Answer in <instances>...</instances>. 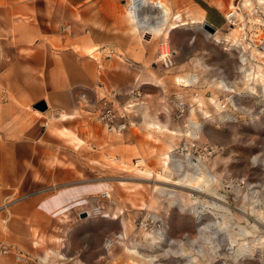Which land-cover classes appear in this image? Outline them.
I'll return each mask as SVG.
<instances>
[{
    "label": "rangeland",
    "instance_id": "1",
    "mask_svg": "<svg viewBox=\"0 0 264 264\" xmlns=\"http://www.w3.org/2000/svg\"><path fill=\"white\" fill-rule=\"evenodd\" d=\"M130 1L112 0V3L125 12ZM170 1L179 12L172 14L170 23L178 24L172 32L153 36L149 30L140 28L131 34V26L124 25V39H114L112 44L117 46L105 52L107 55L112 51L127 53V47L143 53L148 50L152 56L145 61L138 60L135 55L129 56L141 62L148 71L139 87L143 81L150 85L140 87L129 98L112 93L104 86L97 88L94 100L78 99L81 113L90 123H94L95 117L100 122L99 116L107 110L113 111L118 119L125 107L135 112L133 119L127 112L128 127L115 131L103 121L100 122L103 127L96 124L97 133H105L103 138L108 142L97 141L98 148L94 151L88 146V140L86 149H81L85 152L76 155L75 169L81 172L70 179L74 180L69 181L72 183L44 182L43 187L34 192L6 198L0 211H10L13 217L19 212L22 221L18 229L21 224H31L30 244L36 248L29 251L20 242L0 236L4 245L21 246L37 257L49 248L60 250L64 255L60 241L65 239L69 241L66 257L80 251L83 259L92 260V254L112 250V256L104 257L102 264H139L138 259L130 257L127 248L138 249L153 264H264V85L252 81L257 92L249 91L248 78L244 76L245 70L255 74L257 66L264 68V10L255 9L250 16L245 14L246 26L239 19L236 27H230L225 20V27L211 34L203 27L207 22L203 17L182 13L186 9L185 0ZM160 2L167 3L166 0ZM226 2L229 7L234 3V10L240 12L241 0ZM142 12L141 17L153 25L161 18L156 9L145 7ZM211 19L216 25L222 24V18L217 15H212ZM251 19L261 22L252 24ZM235 28L244 30L231 36ZM166 43L170 56L162 59ZM94 57L100 59L101 55L98 53ZM187 75L196 81L188 86L175 81L176 76ZM219 81L230 85L234 92L220 87ZM212 100L219 104L218 111L211 104ZM224 103L227 104L225 111L221 108ZM89 106L93 108L92 115L88 113ZM156 120L167 124L174 134L154 132L153 138L147 137L149 125ZM196 125H202L200 134L189 136ZM113 131L118 136L111 134ZM167 146L173 149L172 159L184 166V170L179 171L171 161L169 184L157 177L163 172ZM140 158L145 163L139 164ZM111 159L120 168H111ZM198 164L203 165L200 173L207 174L214 182L215 196L225 202L213 195L197 194L172 184L187 174L191 178L198 171ZM98 182L111 183L115 197L107 200L99 193L86 195L76 206L67 208L65 215L46 216L49 222L42 212L36 214L37 208L33 214L29 206L31 201L38 206L58 190ZM103 205L124 209L125 219L131 225L127 239L123 236L122 221L106 216L107 207L105 211ZM83 208L99 212L89 216ZM85 213L87 216L83 217ZM3 226L0 223V232ZM242 228L250 233L243 236ZM228 231L236 235L237 242L232 243ZM42 237L46 242L40 241ZM246 242L252 252L238 250L239 245ZM81 246L87 248L83 250ZM52 257V264L66 262L65 257L61 260L59 256ZM12 261L11 264H15Z\"/></svg>",
    "mask_w": 264,
    "mask_h": 264
},
{
    "label": "crops",
    "instance_id": "2",
    "mask_svg": "<svg viewBox=\"0 0 264 264\" xmlns=\"http://www.w3.org/2000/svg\"><path fill=\"white\" fill-rule=\"evenodd\" d=\"M166 2L172 14L177 15L179 12L174 10L173 2ZM185 3L183 14L199 15L217 29L225 27V13L229 8L226 0H185ZM147 7L159 10L151 4ZM125 12L112 0H0V205L12 194L26 195L42 188L45 183H72L69 181L74 180L70 179L81 172L75 169L76 155L85 152L81 149H86L88 140V146L94 151L98 148L97 141L108 142L103 138L105 133H97L96 124L103 127L101 121L95 117L94 123H90L82 115L78 99L92 101L97 88L104 86L112 93L129 98L140 87L150 85L143 81L139 87L148 71L141 62L129 56L135 55L138 60L145 61L152 56L148 50L143 53L127 47V53L112 51L111 55L105 54L117 46L112 44L114 39L125 37L124 25L130 26ZM212 15L222 18L220 26L213 22ZM93 47L95 50L89 52ZM98 53L100 59L94 57ZM40 101H45V111L35 108ZM89 109L88 113L92 115L93 108L89 106ZM133 113L129 112L130 119H133ZM113 132L111 134L118 136ZM70 135L76 138L70 139ZM109 166L113 169L119 167L112 163V159ZM104 183L111 185L98 182L61 190L95 189ZM61 190L36 207L35 201H31V211L37 208L36 214L42 212L45 221L49 222L46 216H54L59 208L67 212V208L76 206L86 195L98 193L96 190L86 191L77 199L63 200L58 209L50 211L45 203L56 200ZM20 217L19 212L13 217L10 211L1 210L0 223L4 226L0 236L10 237L9 240L20 242L22 247L34 251L36 247L30 244L32 235L29 233L32 226L21 224L19 230ZM42 239L46 242L44 237ZM68 242L65 239L60 241L64 255L54 249V256H59V260L65 257L66 262L60 264H102L104 257L109 259L112 256V250H105L92 254V260L83 259L80 251L66 257ZM5 245L10 251L0 253V264H11L12 259L15 264H20L16 261L18 254L28 258L33 256L21 246ZM40 254L43 255L33 256L22 264H52L53 255Z\"/></svg>",
    "mask_w": 264,
    "mask_h": 264
},
{
    "label": "bare ground",
    "instance_id": "3",
    "mask_svg": "<svg viewBox=\"0 0 264 264\" xmlns=\"http://www.w3.org/2000/svg\"><path fill=\"white\" fill-rule=\"evenodd\" d=\"M141 1L143 4L140 3ZM232 1H235V0H232ZM241 1L242 2L240 3V6H241L240 12L238 10H234L236 5L233 3L232 6L229 7L230 10L226 13V15L228 17L230 15H233L235 18L240 19L244 23L243 25L246 26L247 23H246V19H245V14L250 16L251 14L254 13V10L257 7H260L264 10V0H241ZM150 4L153 7H156L157 9H159V11L161 13V18L159 19V21L154 23L155 25L147 22L146 18L143 19L141 17V14H140V11L144 7H146ZM127 17H128V22H129L130 26L132 27V31L135 33H137L140 28H143V29L149 30L153 36H161L165 31L169 32L172 29H175L176 27H178V24L170 23V21L172 20V11H171L170 7H168L167 3L160 2V0H156V1L155 0H140V1L139 0H131L129 8L127 10ZM178 17H176V18H178ZM230 20L233 23H236L234 19H230ZM251 21H252V24H253V22H256V23L261 22L258 19H257V21L255 19L254 20L251 19ZM216 30H218V29H216ZM243 30H244L243 28H241V29L235 28L234 31L231 33V36H236L237 33H241ZM149 31L146 33H149ZM217 33H219V30L217 31ZM240 45L243 46L244 49H246V47H247L242 42ZM163 48L164 49L162 50L160 57L162 59H166L167 57L170 56V52L168 50V43H166V45ZM94 50L95 49L93 47V48L89 49V52H93ZM243 63H245V62H243ZM257 68H258V71L255 74L247 72L248 70L244 71V76L246 78H248L247 79V81H248L247 89L249 91H252V92H257L255 85L254 86L252 85V83H253L252 81H254L255 83L257 82V83H260L261 85H264V68L261 66L260 67L257 66ZM175 81L179 84L181 82H184L185 83L184 85L188 86L191 81H196V78H194V77L191 78L188 75L187 76H176ZM219 83H220V85L222 84L220 87L223 86L222 88H224L225 90L234 92V89H232L230 85L227 86V84H225L224 81H223V83H222V81L221 82L219 81ZM211 104L217 108V111L219 110L220 106H219V104L216 103L215 100H212ZM204 114H205V118L208 119L207 117H209V115H208L207 111ZM196 126H197V128L194 129L193 132L188 134L189 136L194 137V135L197 136L198 134H200L202 125H199V126L196 125ZM148 128H149V132L147 133V137H149V138H153L154 132L156 134H166V133L174 134V132L169 129L167 124H163V123L159 122L158 120H156L154 123L149 125ZM69 137H70V139L76 138V137H73L71 135ZM171 148H172L171 146H167V148L165 149V153H164V157H163V164H164L163 165V172H160L157 174V177H159L161 179V181L166 183V184L170 183V179L168 178V175L171 173V169L169 167V164L171 163V161H174V163L176 164L175 166L178 168L179 171L184 170L183 164H181L179 161L177 162L176 160L172 159L171 153L173 152V149H171ZM143 162L145 163L144 159H142V158H140L138 160L139 164L143 163ZM197 167H198V171H196V173L193 174L191 176V178H188V176H187L188 174H187L184 176V178L182 180H179L176 183H172V184L179 186V187H183V188H185L191 192L197 193V194L213 195V198L218 199L219 201L225 202L223 198H219V197L215 196L216 193L214 190V182L208 177V175L205 173H203V174L200 173L203 170V165L198 164ZM150 172H152V170H150ZM93 190H96L99 194H101L103 199L110 200V199H113L115 197L111 185L104 183V184H99L95 189H93L91 187H87V188L80 187V188H75V189L72 188V189H68V190H61L58 193V195L56 196L57 199L56 200H54V199L49 200L48 202L45 203V207L48 208L50 211H55L56 209H58L60 207V204L63 202V200H64V202H68L69 200L77 199L78 197H80V195H83L84 192L86 193V191L90 192ZM172 195H174V194H172ZM103 201H105V200H103ZM172 203L173 202H171V204ZM213 203L215 204V202H213ZM105 206H104V209L106 211ZM106 207H107L106 216H110L112 219H120L122 221L123 236L125 239H127L128 231L130 230L131 225L128 222V220L125 219L126 217H125L124 209H122L120 207H117V208H111L108 206H106ZM83 212H86V213H88L89 216H91L92 213H94L96 211L95 210L91 211L89 209L83 208ZM65 213L66 212L64 211L63 208H59L57 211H55L54 214H55V216H60L62 214L65 215ZM63 218H66V217L64 216ZM60 219H62V218H60ZM224 222L226 223V221H224ZM256 228H257V226H256ZM241 232H242L243 236H244V234L250 233L247 230V228H242ZM228 233H229V237H230L232 243L237 242L235 239L236 235L232 231H228ZM40 241L44 242V239H41ZM239 246H240V248L238 250H241V251L247 250V251L252 252V248L250 247V245L247 242L241 243ZM45 253H46L47 257L51 256V255H56V251L54 249H51V248L47 249L45 251ZM127 253L130 255L131 258L138 259L139 264H153L152 260H146V258L144 256H142V254L138 251V249L127 248ZM146 261H148V262H146ZM195 261H196V259L194 258L193 262H195Z\"/></svg>",
    "mask_w": 264,
    "mask_h": 264
},
{
    "label": "built area",
    "instance_id": "4",
    "mask_svg": "<svg viewBox=\"0 0 264 264\" xmlns=\"http://www.w3.org/2000/svg\"><path fill=\"white\" fill-rule=\"evenodd\" d=\"M140 3H142V1ZM256 9H261V8L257 7ZM230 19H234L236 23H233ZM225 20L230 27H236L237 21H239V19L235 18L233 15H230L229 17L227 15H225ZM235 24H236V26H235ZM131 107L132 106L130 105V108ZM221 108H222V110L225 111L227 109V104L226 103L222 104ZM127 112H129V110L125 107L123 109L122 116L120 117V119H118L117 115L113 111L107 110L106 112L102 113L101 116H99V119H101V121H103V123L107 127L111 128L112 130H115V131L119 130L120 131V130H124L128 127L129 122L126 118ZM188 147H189V143L186 142L185 148L188 149ZM96 212H99V210L96 209ZM9 251H10V248L8 246H5L4 244H0V253L6 254V253H9ZM27 260H29L28 256H25L22 254L16 255V261L20 264H22L23 262H26Z\"/></svg>",
    "mask_w": 264,
    "mask_h": 264
},
{
    "label": "water",
    "instance_id": "5",
    "mask_svg": "<svg viewBox=\"0 0 264 264\" xmlns=\"http://www.w3.org/2000/svg\"><path fill=\"white\" fill-rule=\"evenodd\" d=\"M203 27L211 34H214L217 31L216 28H214L212 25H210L207 22L203 25ZM35 108L40 110V111H45L47 109V105H46L45 101H40L39 103H37L35 105ZM86 216H87V214L85 213L83 215V217H86Z\"/></svg>",
    "mask_w": 264,
    "mask_h": 264
}]
</instances>
